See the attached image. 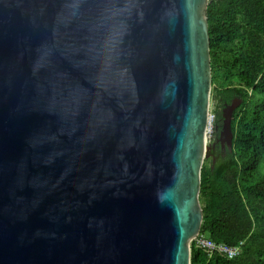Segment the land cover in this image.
<instances>
[{"label":"water","instance_id":"water-1","mask_svg":"<svg viewBox=\"0 0 264 264\" xmlns=\"http://www.w3.org/2000/svg\"><path fill=\"white\" fill-rule=\"evenodd\" d=\"M209 3L0 0V264H191Z\"/></svg>","mask_w":264,"mask_h":264},{"label":"trees","instance_id":"trees-1","mask_svg":"<svg viewBox=\"0 0 264 264\" xmlns=\"http://www.w3.org/2000/svg\"><path fill=\"white\" fill-rule=\"evenodd\" d=\"M214 99L241 100L231 151L204 163L201 234L241 246L234 258L192 244L191 264H264V0H210Z\"/></svg>","mask_w":264,"mask_h":264},{"label":"rangeland","instance_id":"rangeland-1","mask_svg":"<svg viewBox=\"0 0 264 264\" xmlns=\"http://www.w3.org/2000/svg\"><path fill=\"white\" fill-rule=\"evenodd\" d=\"M215 92L214 86H212L210 101L211 123L209 126V132L207 134L209 156L204 162L212 166H215L220 161V159L226 158L228 153L231 151L225 124L227 121V114L230 112V106L234 103H228L224 99H220L219 101L215 100ZM234 99L236 100L237 107L234 109L233 114L241 103L238 98Z\"/></svg>","mask_w":264,"mask_h":264},{"label":"built area","instance_id":"built-area-1","mask_svg":"<svg viewBox=\"0 0 264 264\" xmlns=\"http://www.w3.org/2000/svg\"><path fill=\"white\" fill-rule=\"evenodd\" d=\"M195 243L196 247L205 250L209 256L219 253L228 258H234L241 252V246H228L224 243H216L204 234H198L191 242Z\"/></svg>","mask_w":264,"mask_h":264},{"label":"bare ground","instance_id":"bare-ground-1","mask_svg":"<svg viewBox=\"0 0 264 264\" xmlns=\"http://www.w3.org/2000/svg\"><path fill=\"white\" fill-rule=\"evenodd\" d=\"M211 123V118H209V124ZM209 128V127H208Z\"/></svg>","mask_w":264,"mask_h":264},{"label":"flooded vegetation","instance_id":"flooded-vegetation-1","mask_svg":"<svg viewBox=\"0 0 264 264\" xmlns=\"http://www.w3.org/2000/svg\"><path fill=\"white\" fill-rule=\"evenodd\" d=\"M235 101V99H233L231 102H234Z\"/></svg>","mask_w":264,"mask_h":264}]
</instances>
